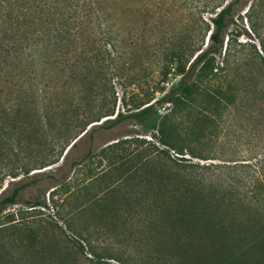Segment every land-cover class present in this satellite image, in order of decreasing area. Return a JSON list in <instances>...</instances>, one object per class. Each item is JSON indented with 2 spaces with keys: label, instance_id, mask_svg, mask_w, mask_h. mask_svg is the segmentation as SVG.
<instances>
[{
  "label": "rangeland",
  "instance_id": "374dc122",
  "mask_svg": "<svg viewBox=\"0 0 264 264\" xmlns=\"http://www.w3.org/2000/svg\"><path fill=\"white\" fill-rule=\"evenodd\" d=\"M131 1V13L126 19L119 16L115 22L122 24L125 20L128 28L141 33L143 19L136 11L139 0ZM190 12V3L176 10L177 16L187 20L183 29L192 33L196 23ZM203 17L208 20L210 15ZM164 27L171 29L168 20ZM150 32H146L147 36L153 33L155 38L159 36L155 30L149 35ZM207 45L205 37L203 48ZM225 45L227 49L223 53ZM134 51L126 50L125 58H130L129 53ZM22 57L15 53L0 65L2 96L26 83L27 74H38L43 83L56 89L54 102L66 107L51 112L56 124L62 120L74 123L77 118L76 123L89 120L112 104L114 114L120 111L124 117L111 127L102 125L106 117L99 118L87 126V129L90 127L88 132L66 156L63 157L64 152L58 162L42 168L39 162L49 160L53 152L56 155L79 128L71 127L60 143H39L38 140L0 143V199L9 195L14 187L28 184L19 192L15 204L0 210V264H156L157 253L151 249L159 244L164 228L160 223L154 226V221L160 218L150 211L149 194L155 182L151 172L166 176L176 170L184 176L219 184L223 178H233L235 163H243L236 171L239 174L236 189L247 206L238 210L239 220L259 223L260 218L248 203L254 198L258 179H264V168L257 162L261 159L262 164L264 162V0H238L226 21L222 53L215 56V62L225 63L227 72L230 71L240 88L235 104L223 109L219 116L213 115L214 125H209L201 134L196 129V115L182 111L168 115L166 125L176 129L182 142L175 144L179 149L182 147V152L166 145L156 130L128 117L131 101L140 102L146 92L161 115L168 111V104L158 102L163 95L156 88L158 77L145 76L139 83L127 85L124 97L127 105L124 106L120 84L109 75L105 77L106 70L99 67L97 75L94 73L98 79L96 95L92 100L87 99L89 102H83L92 109L88 111L85 107L76 116L71 115L69 109L80 81L66 82L67 86L62 89L65 78L60 79V74L65 77L68 69H60L59 74L57 69L53 70L56 73L50 72L49 77L46 74L51 60L44 65L49 69L40 67L33 72L34 66ZM78 64L72 68L77 73H88L90 67L95 68L88 58ZM235 67L237 71L233 70ZM16 75L22 77L16 79ZM177 79L172 77L159 85L166 91ZM189 148L209 159L192 157ZM220 159L228 160L226 164L231 169L219 171ZM21 162L32 167L28 175L13 178L5 174L18 171ZM203 191L208 194L214 189L206 184ZM227 208L225 217L230 216V208ZM110 227L115 230L112 234ZM192 245L196 250L203 247L196 242Z\"/></svg>",
  "mask_w": 264,
  "mask_h": 264
},
{
  "label": "trees",
  "instance_id": "16d2710c",
  "mask_svg": "<svg viewBox=\"0 0 264 264\" xmlns=\"http://www.w3.org/2000/svg\"><path fill=\"white\" fill-rule=\"evenodd\" d=\"M131 3V0H0V65L13 54L20 53L34 66L33 72L44 68L49 60L52 63L46 76L55 74L53 70L56 69L58 74L60 69H68L65 77L60 74V79L65 78L62 89L67 86L66 82L80 81L69 109L71 115L76 116L85 107L88 111L92 109L83 102H89L87 99L92 100L96 95L98 79L94 73L99 67L106 70L105 77L109 75L120 84L124 106L127 105L124 98L127 85L139 83L145 76L158 77L156 88L163 94L158 102L168 104V111L161 115L146 92L140 102L131 101L128 117L143 127L156 130L166 145L182 152V147L179 149L175 144L182 142L176 129L166 125L168 115L181 111L196 115V129L201 134L209 125H214L213 115L219 116L237 100L240 88L230 71L227 72L225 63L215 62V56L222 53L226 21L238 0H139L136 11L143 19L141 33L128 28L125 20L122 24L115 22L121 16L126 19L132 11ZM188 3L191 4L192 21L196 23L192 33L183 29L186 18L176 14L179 7ZM204 14L210 15L208 20ZM165 20L170 22V30L165 29ZM154 30L159 34L157 38ZM147 31H151L149 35L153 33L151 37L147 36ZM205 37L208 45L203 48ZM128 49L135 51L126 59L124 54ZM226 49L225 45L223 53ZM85 58L89 63L93 62L95 68L90 67L88 73L73 71V66ZM233 70L237 71V67ZM26 76L28 80L18 90L11 89L5 96L0 94V143L35 140L60 143L71 127L79 128L56 155L53 152L49 160L39 162L41 168L58 162L64 152L63 157L66 156L88 132L90 127L87 129V126L99 118L106 117L101 123L111 127L124 117L120 111L114 114L112 104L101 107L102 111L89 120L76 123L77 118L74 123L62 120L56 124L51 112L66 108L62 103L54 102L56 89L43 83L38 74ZM172 77L178 78L176 83L164 91L159 84ZM188 150L192 157L209 159L192 148ZM220 161L219 171L229 168L228 160ZM262 161L257 162L264 168ZM20 165L18 171L5 174L13 178L19 174L28 175L32 167L25 162ZM238 167H243V163H235L233 178H223L219 184L196 176H184L176 170L166 176L150 173L155 176L149 194L150 211L160 218L154 221V226L160 223L164 228L159 235V244L151 249L157 253L156 264H264V179L257 181L252 207V201L248 203L260 218L259 223L249 219L241 221L238 210L247 204L236 189ZM206 184L214 191L205 194ZM27 185L14 187L9 195L0 199V210L15 204L19 192ZM227 207L230 208L229 217L224 213ZM108 229L111 234L115 231L111 227ZM192 242L203 246L202 249L196 250Z\"/></svg>",
  "mask_w": 264,
  "mask_h": 264
}]
</instances>
